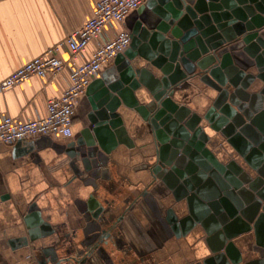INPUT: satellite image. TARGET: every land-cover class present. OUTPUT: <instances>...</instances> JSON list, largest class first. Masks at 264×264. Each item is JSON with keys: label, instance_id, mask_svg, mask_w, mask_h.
Here are the masks:
<instances>
[{"label": "water", "instance_id": "1", "mask_svg": "<svg viewBox=\"0 0 264 264\" xmlns=\"http://www.w3.org/2000/svg\"><path fill=\"white\" fill-rule=\"evenodd\" d=\"M138 15L129 48L116 57L119 77L96 79L87 88L92 127L66 144L74 177L81 181L78 189L97 180L78 207L84 226L66 230L67 223L53 224L33 204L25 218L24 244L31 243L34 252L27 264H80L69 257L76 243L78 255L103 254L113 262L111 252L123 250L120 221L139 201H153L158 222L177 238L201 225L211 252L204 264H264V0H147ZM188 80L212 89L207 111L197 113L173 100L175 87ZM143 86L153 100H146ZM122 104L153 130L156 151L148 165L153 180L147 187H119L109 165L119 144L134 146L119 111ZM207 128L238 146L250 169L221 160L213 149L218 140ZM33 150L27 144L25 152ZM159 180L177 201L165 213L159 207L163 201L149 192ZM124 186L133 203L121 211L127 203L120 202ZM238 224L242 232L255 234L257 256L250 261H244L231 233ZM45 239L51 245L35 243Z\"/></svg>", "mask_w": 264, "mask_h": 264}, {"label": "crops", "instance_id": "2", "mask_svg": "<svg viewBox=\"0 0 264 264\" xmlns=\"http://www.w3.org/2000/svg\"><path fill=\"white\" fill-rule=\"evenodd\" d=\"M98 1L0 0V83L17 68L65 40L71 32L84 25L93 15ZM143 6L144 3L136 13L131 12L124 23L106 26L108 35L112 37L123 29L132 32L131 28L139 18L138 11L143 10ZM149 12L147 10L144 15ZM96 46V41H92L80 60L89 59ZM60 56L67 62L68 51L61 49ZM115 61L104 67L96 79L101 78L107 82L117 79L119 72ZM252 71L256 72V69ZM69 81V70L66 68L55 78L34 76L9 91L0 89V119L3 115H10L21 122H27L45 116L47 100L61 95ZM143 88L146 100H153L149 90ZM211 91L200 81L188 80L175 87L172 98L197 113H203L212 103L214 94ZM119 111L134 146L119 144L109 156V165L115 177L118 174L117 178L121 181L119 187L125 183L147 187L153 180L148 167L156 151L153 130L136 111L124 104ZM91 113L90 96L86 91L76 109L74 135L92 127ZM207 131L218 139L219 145L216 144L213 149L218 152L221 160L227 163L233 159L250 169L238 146H232L217 132L208 128ZM74 135L72 138L40 137L26 140L20 145L17 142L12 145L0 142V264H27L32 259V244L26 246L24 238L29 234L25 218L33 204L53 224L67 223L66 230L84 226L78 207L83 206L80 201L89 197L97 180L83 190L78 189L77 185L81 181L74 177L66 147ZM31 143L34 150L25 152L27 144ZM149 192L156 202L163 201L164 204H160L163 213L170 206H177L172 191L162 181L150 186ZM131 194L129 186H124L120 202ZM182 205L184 208L180 214L185 216L187 207L186 204ZM120 227L126 245L124 251L117 249L111 252L116 264H204L205 259L211 255L206 242L207 235L201 225L181 238L172 236L158 222L151 205L143 201H139L136 209L129 212ZM242 230L243 226L238 224L232 228L231 233L236 236L234 241L242 251L244 261H250L257 256L252 250L255 234L253 230L245 233ZM42 241L37 240L35 243L38 247L51 245V239ZM91 258L96 264H107L108 260L98 254Z\"/></svg>", "mask_w": 264, "mask_h": 264}, {"label": "built area", "instance_id": "3", "mask_svg": "<svg viewBox=\"0 0 264 264\" xmlns=\"http://www.w3.org/2000/svg\"><path fill=\"white\" fill-rule=\"evenodd\" d=\"M147 0H99L93 15L65 40L50 47L43 54L26 62L0 83L2 91H9L31 77H58L68 68V87L57 97L47 100V114L27 122L10 115L0 119V142L12 145L19 140H35L40 137L62 136L72 138L76 109L88 86L100 75V71L125 52L132 42L128 29L109 36L106 26L124 23L131 12ZM96 41V48L89 59L81 61L88 45ZM68 51L67 62L60 50Z\"/></svg>", "mask_w": 264, "mask_h": 264}, {"label": "flooded vegetation", "instance_id": "4", "mask_svg": "<svg viewBox=\"0 0 264 264\" xmlns=\"http://www.w3.org/2000/svg\"><path fill=\"white\" fill-rule=\"evenodd\" d=\"M224 139H226V138H224ZM218 140V139H217ZM227 140V139H226ZM219 145V144H218ZM126 201H127V203L126 204H124V205H122V210L121 211H123V210H125L126 208H128V207H131L132 206V203H133V197L132 196H127L126 197ZM152 202V205H151V207H156V205H154V203H153V201H151ZM136 206L137 205H135L134 207H133V209H132V211H134L135 209H136ZM83 207V206H82ZM159 207H161V206H159ZM170 207H172V206H170ZM132 211H130V212H132ZM122 213L123 212H120V214L118 215V216H121L122 215ZM129 214V213H128ZM128 214H126V215H124V217L121 219V221H120V225H121V223L125 220V218L127 217V215ZM47 220V219H46ZM82 221H83V223H84V219H83V217H82ZM79 238V242L80 241H82V239H84V234L82 233V230H81V233H80V235L78 236ZM122 238H123V236H122ZM88 241H90L89 239H86L85 240V242H88ZM88 244V243H87ZM123 244V247L126 245V243L122 240V242L119 244V245H122ZM77 243H76V245L74 244V246H70V248H72L73 250V252L71 253V254H69V257H72V258H74V259H76V261L77 262H79L80 264H96L95 262V260L93 259V258H91L92 256H94V255H96L97 253H94V254H92V256H87V254H86V252H82V254H80V255H78V252H77ZM133 251H134V249H132ZM132 251V252H133ZM131 252V251H130ZM125 253H129V251H126ZM98 255H100V256H103V258L104 259H107V258H105L104 257V255L103 254H98ZM91 258V259H90ZM92 261H95L94 263L92 262ZM107 262V264H116V263H114V262H110V261H108V260H106ZM73 263H75V262H73ZM100 264V263H99ZM120 264H122V263H120ZM124 264H129V262H124Z\"/></svg>", "mask_w": 264, "mask_h": 264}, {"label": "bare ground", "instance_id": "5", "mask_svg": "<svg viewBox=\"0 0 264 264\" xmlns=\"http://www.w3.org/2000/svg\"><path fill=\"white\" fill-rule=\"evenodd\" d=\"M228 142V141H227Z\"/></svg>", "mask_w": 264, "mask_h": 264}]
</instances>
